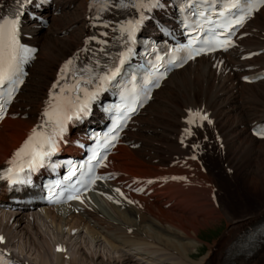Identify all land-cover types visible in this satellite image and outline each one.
I'll return each mask as SVG.
<instances>
[{
  "label": "bare ground",
  "instance_id": "6f19581e",
  "mask_svg": "<svg viewBox=\"0 0 264 264\" xmlns=\"http://www.w3.org/2000/svg\"><path fill=\"white\" fill-rule=\"evenodd\" d=\"M87 1L52 0L61 14L49 16L46 28L32 25L25 30L31 36L27 42L38 48L37 60L17 97L14 111L19 117L6 118L0 125V168L28 135L57 69L81 46ZM245 32L248 37L238 49L197 59L172 74L135 119L134 131L128 132L130 144L106 165L118 173L117 183L129 178L156 179L160 199L152 201L105 184L102 200L90 197L86 206H78V214L75 209H43L35 213L34 224L24 225L21 215L4 236L3 246H12L19 233L36 246L31 235L39 229L54 236L51 245L38 243L50 252L39 251L41 264H47L48 257L53 258L52 264H103L85 253L69 256L72 244L62 241L81 234L87 236L88 248L101 242L114 255L126 253L125 264L131 258L140 264H226L224 256L231 243L264 218V141L249 132L264 119V82H240L244 68L264 69V53L251 62L240 59L245 53L264 50V7ZM199 111L207 119L189 128L190 113ZM137 143L138 149L131 148ZM232 187L248 191L256 206L247 202V209L244 205L240 213L227 208L222 200L225 189ZM224 220V234L207 244L204 255L194 258L202 244L201 231L214 229ZM234 264H264V243L252 258L234 260Z\"/></svg>",
  "mask_w": 264,
  "mask_h": 264
},
{
  "label": "snow or ice",
  "instance_id": "6c2138e0",
  "mask_svg": "<svg viewBox=\"0 0 264 264\" xmlns=\"http://www.w3.org/2000/svg\"><path fill=\"white\" fill-rule=\"evenodd\" d=\"M143 4V0H140ZM264 3V0H261ZM23 3V0H21ZM19 13L11 18L0 17V86L10 81L12 77L19 71V63L22 58H25L32 50L25 48L19 39ZM139 25V21L135 23L129 22L122 30L128 33L130 40H135V32ZM224 43H227L225 41ZM131 48L128 49L130 53ZM127 56V53L123 54ZM124 60L121 59L120 63L123 64ZM71 61H69V64ZM67 68V65H65ZM120 71L119 68L112 70V77ZM110 79V77H102ZM95 93L90 98H94ZM58 99V98H57ZM88 101L81 104L75 112L66 110L62 105L57 104L52 106L51 111H45L44 116L48 118L46 121L49 124V131H38L36 128L32 130V134L24 142L20 149H18L12 159L8 161L10 167L6 172L0 174V179H6L9 183L23 182L21 174L27 169L28 172L35 171L43 167L46 161L58 151V141L63 139V135L67 130L69 121L80 119L81 114H87ZM192 115L199 116V113ZM201 119H207V116H201ZM190 124L193 121H188ZM211 121H209L210 123ZM41 129L44 125L40 126ZM264 136V130L258 133ZM151 182V181H150Z\"/></svg>",
  "mask_w": 264,
  "mask_h": 264
},
{
  "label": "rangeland",
  "instance_id": "374dc122",
  "mask_svg": "<svg viewBox=\"0 0 264 264\" xmlns=\"http://www.w3.org/2000/svg\"><path fill=\"white\" fill-rule=\"evenodd\" d=\"M37 68H40V64L37 66ZM39 72V69L36 70L35 74L33 73V79H35V76H37ZM32 81H29V83L27 84L28 87H30L32 85ZM150 134L152 135V133L150 132ZM218 173V171H216ZM240 181H238L239 183ZM243 190V189H242ZM237 191V189H235L234 187L230 188V189H225V200L223 197V202H225V204H227V208H229L230 210H233L235 212L240 213V211L243 209L244 207H246L245 209H247V202H255V199L252 197L251 194H249V192L246 190L243 191ZM243 197V198H242ZM242 199H245V201H241ZM247 203V204H245ZM254 206H256V203H253ZM245 205V206H244ZM244 206V207H243ZM240 210V211H239ZM19 215L17 216H12L13 219H9L11 218L10 216L6 217L5 220H7V222L13 223L14 221L19 220ZM24 219L26 218V216H23ZM3 221L0 226H1V231L4 230V226L6 224V221ZM24 222H31V219L28 217L27 219L24 220ZM24 224V223H23ZM22 224V225H23ZM9 225V224H8ZM7 225V227H8ZM10 227V226H9ZM11 227H13V225H11ZM10 227V228H11ZM226 221H222L220 224L217 225L216 228L214 229H207L204 231H201L199 238L202 241V244L200 245V247H198V252H194V258L198 259L199 257H201L202 255L205 254V252L208 251V246L207 244H212L214 241L218 240L226 231ZM29 229V228H28ZM29 230H32L31 228ZM39 229L38 230H32V235L31 237L33 238V240H35V244H37L36 246L33 245V243L30 241V239H28V236L24 237V233H19L18 236V241L15 237V245H16V250H19V253L22 255L23 258L32 261L34 264H40V262L42 261V258L40 257V253L41 250L44 248V250L46 249V251L48 252L47 247L42 246L44 244H42V248L41 246H39L38 243H40L41 241H43V243H49V238L48 237H43L42 235H40ZM7 233V232H6ZM42 233V232H41ZM43 234V233H42ZM14 241V240H13ZM38 241V242H37ZM40 241V242H39ZM37 242V243H36ZM42 243V242H41ZM32 245V246H31ZM38 248H41L40 250ZM43 250V251H44ZM42 251V252H43ZM50 251V250H49ZM81 251V253H85L86 256L88 257V259H93V261H95L96 263H103V264H125L126 261H128L129 259L127 257L122 256V258H120L122 253H120L117 257L115 258L108 250H100V251H91L89 249L84 248L82 245L77 244L74 246V254L77 255L78 252ZM48 254H50V252H48ZM126 255V253H124ZM127 256V255H126ZM75 257H79V254ZM41 258V259H40ZM49 258V257H48ZM47 258V259H48ZM122 259V262H120ZM130 264H135L138 263L140 264V262H138L136 259H130ZM49 264V263H47Z\"/></svg>",
  "mask_w": 264,
  "mask_h": 264
}]
</instances>
